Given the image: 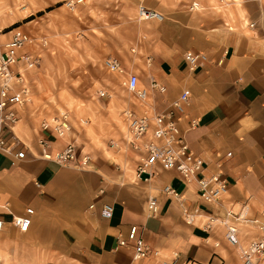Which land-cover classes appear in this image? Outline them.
<instances>
[{
	"label": "crops",
	"instance_id": "1",
	"mask_svg": "<svg viewBox=\"0 0 264 264\" xmlns=\"http://www.w3.org/2000/svg\"><path fill=\"white\" fill-rule=\"evenodd\" d=\"M193 1L120 0L128 16L138 15L139 4L163 14L138 18V33L118 54L147 87L145 99L119 86L125 96L102 98L103 109L98 101L87 126L71 115L70 131L61 136L41 127V121L53 115L41 118L25 111L28 101L18 106L19 119L11 132L28 147L25 156L0 149V254L6 264H45L49 258L56 264H130L131 239L114 248L130 224L137 225V232L162 255L175 259L174 264L187 258L243 263V248L257 237L258 227L240 220V240L231 244L223 223L207 227L206 221L210 215L225 216L228 207L243 210L246 217L260 215L264 207V0H198L199 7L192 9ZM27 47L40 52L32 44ZM186 50L204 51L208 59L192 70L184 59ZM150 77L165 89L151 86ZM182 90L190 93L188 118L179 121L187 142L210 171L221 162L228 178V191L217 203L205 202L196 182L184 181L173 169L159 167L148 179L144 172L137 174V150L122 144L125 108L164 110ZM189 117L199 119L197 127L188 125ZM42 136L52 149L72 140L79 156L89 154V164L43 158L38 143ZM110 139L121 146L109 144ZM164 183L183 191V200L164 191ZM149 194L158 201L156 214L147 208ZM104 201L113 204L111 217L100 213ZM181 204L200 206L194 222L185 221ZM27 206L33 211L24 230L14 219Z\"/></svg>",
	"mask_w": 264,
	"mask_h": 264
},
{
	"label": "built area",
	"instance_id": "2",
	"mask_svg": "<svg viewBox=\"0 0 264 264\" xmlns=\"http://www.w3.org/2000/svg\"><path fill=\"white\" fill-rule=\"evenodd\" d=\"M200 2L194 0L190 8L199 7ZM140 17H158L163 14L156 9H151L143 4L138 5ZM253 24V23H252ZM36 40V37L18 26L10 28L9 37L0 39V149L6 153H12L22 158L25 156L26 145L17 137H13L12 125L19 119L17 112L18 106L24 104L30 98V82H28L27 71L35 67L40 52L27 48L28 44L40 42L45 44V36ZM184 59L192 70L205 64L208 59L207 54L201 50H186ZM103 64L110 71L120 74V85L134 95L140 101L147 97V87L139 84L138 75L127 68L119 58L113 54H107L103 58ZM150 85L164 90L165 86L159 83L155 78L150 77ZM100 94H105L104 90ZM109 95V93H106ZM190 101V93L182 90L179 95L174 97L169 107L164 110L149 109L148 106L141 112H137L130 107L122 112L126 120L127 132L122 142L137 150L138 163L136 173H145L146 179L154 176L157 168L163 167L173 169L186 182L195 181L200 197L208 203L219 202L228 191L229 182L226 177L221 162L218 163L216 170H209L208 162L198 155L189 145L185 138V131L179 125V121L187 116L185 106ZM190 116V114H189ZM80 122H84V117H79ZM199 119L190 118L188 125L191 128L198 126ZM71 113L69 109L60 108L56 115L51 116L41 122L43 129L50 128L56 135H66L71 128ZM41 147L40 155L62 163H73L74 165L87 166L89 164V154H77V149L72 140L67 141L62 147L52 149L50 141L45 136L38 139ZM18 144L21 146L18 147ZM109 144L121 146V144L110 139ZM162 189L180 202L184 198L183 191L177 186L164 183ZM92 205V204H90ZM184 219L186 222H194L196 216L200 213V206L189 208L181 204ZM147 208L150 214H156L159 211L156 196L149 194L147 197ZM100 213L104 217H111L113 213V204L104 201L100 206ZM32 206L25 208V213L15 216L14 222L21 229H27L31 222ZM249 220L254 223L259 230L257 237L243 248L244 259L242 264H264V207L260 215L246 217L245 212L236 211L234 207H228L225 216L218 217L210 215L207 219V227L220 221L226 226V237L231 244L239 242L238 237L240 220ZM3 222L0 217V226ZM131 239V260L130 264H174L175 259H169L161 254L159 248L144 240L141 233L137 232V225L130 224L126 236H118L116 245L128 244ZM219 242L216 243L218 245ZM113 248V249H114ZM0 264H6L0 254ZM45 264H56L51 258L46 259ZM181 264H212L211 262H197L192 258L185 259Z\"/></svg>",
	"mask_w": 264,
	"mask_h": 264
},
{
	"label": "rangeland",
	"instance_id": "3",
	"mask_svg": "<svg viewBox=\"0 0 264 264\" xmlns=\"http://www.w3.org/2000/svg\"><path fill=\"white\" fill-rule=\"evenodd\" d=\"M138 18L128 16L120 0H0V37L18 26L37 41L47 39L31 43L41 56L31 69L25 111L48 118L66 108L76 122L84 117L81 124L87 126L98 101L102 107V98L125 96L120 74L107 69L103 58L122 54L124 42L138 33Z\"/></svg>",
	"mask_w": 264,
	"mask_h": 264
},
{
	"label": "bare ground",
	"instance_id": "4",
	"mask_svg": "<svg viewBox=\"0 0 264 264\" xmlns=\"http://www.w3.org/2000/svg\"><path fill=\"white\" fill-rule=\"evenodd\" d=\"M141 18V17H140Z\"/></svg>",
	"mask_w": 264,
	"mask_h": 264
}]
</instances>
